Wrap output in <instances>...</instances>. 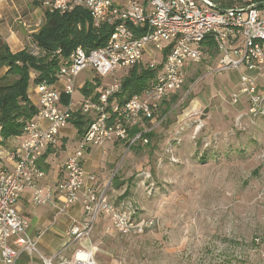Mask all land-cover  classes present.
I'll list each match as a JSON object with an SVG mask.
<instances>
[{
    "label": "built area",
    "instance_id": "built-area-1",
    "mask_svg": "<svg viewBox=\"0 0 264 264\" xmlns=\"http://www.w3.org/2000/svg\"><path fill=\"white\" fill-rule=\"evenodd\" d=\"M244 1L248 5L221 8L214 0H42L41 7L51 13L83 8L93 27L112 28L102 47L86 51L78 46L61 61L55 78L63 83V95L69 103L76 79L85 70L94 71L98 79H110V83L79 102L78 112L89 117L90 123L63 164L65 180L54 184L57 202L52 200L51 185H39L44 173L38 161L56 145L72 112L60 108L61 94L52 84L35 85L36 114L9 154L11 168L0 169V264H18L24 254H38L39 264H95V248L83 243L102 215L121 236L144 235L155 227L154 220H138L123 202L112 201L106 189L98 190L94 176H89V184H85L82 159L92 146L106 154V145L114 140L147 144L144 135L149 129L132 138L128 129L154 118L159 104L182 89L190 65L211 59L213 53L217 58L213 72L240 71L239 89L230 95V102L245 100L248 113L241 114L235 126L243 117L264 118V88L259 89L256 76L250 74L264 69V8H259L264 0ZM29 48L32 54L43 55L33 39ZM145 55L149 57L147 69L156 72L154 80L140 94L117 103L115 96L121 92L123 76L141 65ZM38 120L47 125L42 127ZM1 131L0 125V144ZM25 190L31 191L33 205L53 203L58 215L66 214L81 200L84 217L67 232V246L79 244L72 260L63 261L66 248L50 257L38 252L28 235L29 221L17 209V200Z\"/></svg>",
    "mask_w": 264,
    "mask_h": 264
},
{
    "label": "rangeland",
    "instance_id": "rangeland-1",
    "mask_svg": "<svg viewBox=\"0 0 264 264\" xmlns=\"http://www.w3.org/2000/svg\"><path fill=\"white\" fill-rule=\"evenodd\" d=\"M146 61L147 55L137 68L147 70ZM190 66L182 89L138 128L150 130L148 144L108 143L100 169L92 159L90 173L110 181L111 200L156 224L144 235L121 236L98 218L91 237L95 264H264V118L243 117L235 126L248 107L239 113L229 99L202 110L196 101L213 91H238L240 71L213 72L209 58ZM86 71L77 86L91 80ZM78 245L63 252V261L72 260ZM32 260L38 264V254Z\"/></svg>",
    "mask_w": 264,
    "mask_h": 264
},
{
    "label": "crops",
    "instance_id": "crops-1",
    "mask_svg": "<svg viewBox=\"0 0 264 264\" xmlns=\"http://www.w3.org/2000/svg\"><path fill=\"white\" fill-rule=\"evenodd\" d=\"M236 1V0H233ZM238 2L234 5L235 6H244L246 2L244 0H237ZM44 22V12L41 7H34L32 5L31 0H0V47L6 45L10 52L15 54L18 53L25 48H28L31 40L33 39V35H35L39 29L41 28ZM211 62H217V58L213 53L211 55ZM193 66L189 67L192 69ZM7 68L1 67L0 68V78H2L6 74ZM86 72L92 73L91 80L88 82H83L82 85L77 86V79H76V88L80 91L78 101L73 100V96L71 99V103L64 104L62 99L66 98L63 95V83L60 81H55L52 85L53 87L60 92L61 99H60V108L70 110L72 113L78 112L79 102L83 99L87 98L88 96L94 95L98 93L99 88H96L92 93L88 96H84L81 93L82 87L86 83L94 82V79L98 77L96 73L91 70H87ZM252 76H256V85L259 89L264 88V69L259 73L251 72ZM100 81V86L110 83V80L105 79H98ZM198 81V77L194 80L193 84ZM226 83V82H225ZM94 84V83H93ZM239 87V82H238ZM75 88V91L77 90ZM233 92V91H232ZM232 92L226 94L223 90L213 91L211 95H209L206 101L201 102L197 100V104L200 106L202 110H205L207 107L214 105L211 109L217 110L219 105L222 103L219 101H225L226 103L230 101V95ZM234 93V92H233ZM28 98L30 99L33 105L36 104L37 99V92L35 85L30 83L28 88ZM229 99V101H227ZM214 101V102H213ZM215 103V104H213ZM231 103V102H230ZM232 104V103H231ZM237 112H242L247 107L245 100L240 101L237 104H232ZM160 111V107H157V112ZM241 115V114H240ZM42 127L47 125L46 122L42 120L37 121ZM141 123L144 121H139L138 124L135 126L139 128ZM217 128L215 125L213 126ZM212 127V128H213ZM22 139V133L18 136L9 137L7 139L3 138V141L0 144V169L7 168L8 170L11 168L9 154L11 151L15 149V147L20 143ZM79 141V137L77 136V131L74 126L69 122L68 125L63 128L59 133V138L56 145L50 149H48L47 153L43 155L40 160L38 161V167L44 173L43 178L39 181V185H51L52 188L54 184L65 180L66 173L63 169V164L66 159L72 155L74 150L77 147ZM121 142L125 143L124 141L114 140L108 145H114L115 143ZM100 149L97 147H90L87 152L84 153L82 159V165L85 172V184H89V176H94L90 173V167L92 166V159H95V165L97 167L103 166L102 162L99 159ZM98 160V161H97ZM102 170V168H101ZM94 186L100 190H107L109 189V182L106 181L105 178L101 176L97 178L94 176ZM52 200L56 201L55 196V189L53 188L52 191ZM116 201V200H115ZM17 209L18 211L29 221V229L28 235L31 239L36 243V247L38 246L45 247L47 249H52L50 257L54 254H57L64 248L70 249L68 244V237L67 232L70 226L75 223L79 222L84 217V211L82 207L81 200H79L76 204L71 206L67 213L64 215L56 214L55 207L53 203H47L45 205H33L31 201V191L25 190L17 200ZM102 218H106L105 216H101ZM107 219V218H106ZM92 237V235H91ZM89 238L86 242L83 243L84 246H90L95 248L94 243L92 242V238ZM72 246V245H71ZM65 249V251H66ZM64 251V252H65ZM18 264H34L32 257L24 254ZM39 264V263H38Z\"/></svg>",
    "mask_w": 264,
    "mask_h": 264
},
{
    "label": "trees",
    "instance_id": "trees-1",
    "mask_svg": "<svg viewBox=\"0 0 264 264\" xmlns=\"http://www.w3.org/2000/svg\"><path fill=\"white\" fill-rule=\"evenodd\" d=\"M214 1H217L221 8L234 7L237 2L233 0ZM41 2L42 0H34L32 5L41 7ZM246 5L248 2L244 6ZM259 8H264V6H259ZM42 9L44 22L39 31L33 35V40L43 55H33L29 47L15 54L11 53L6 45L0 47V68H7L6 74L0 78V125L4 139L23 134L24 127L32 121L36 114V108L28 98L30 83L34 85L42 82L53 84L56 81L55 73L61 61L67 59L76 47L81 46L86 51L98 49L105 44L112 32V28L107 25L100 28L93 27L89 13L83 8H75L65 14L51 13L47 9ZM155 75L156 72L150 69L139 70L137 67L130 69L129 74L122 80L121 92L115 96L116 102L121 104L132 96L140 94L154 80ZM93 83H86L82 87L81 93L84 96H88L99 88L100 81L97 78ZM171 97L172 95L166 99ZM62 101L67 104L68 98ZM163 112H167V107H164ZM69 122L74 126L80 138L90 123V118L80 112H75L72 113ZM138 132L140 130L137 127L128 129V137L132 138ZM144 136L148 139L151 134L146 133ZM122 184L113 183L117 188Z\"/></svg>",
    "mask_w": 264,
    "mask_h": 264
}]
</instances>
